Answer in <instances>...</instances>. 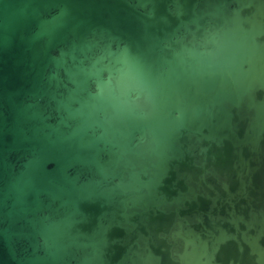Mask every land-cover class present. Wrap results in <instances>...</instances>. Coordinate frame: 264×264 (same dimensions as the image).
Wrapping results in <instances>:
<instances>
[{
  "label": "water",
  "instance_id": "95a60500",
  "mask_svg": "<svg viewBox=\"0 0 264 264\" xmlns=\"http://www.w3.org/2000/svg\"><path fill=\"white\" fill-rule=\"evenodd\" d=\"M0 264H264V0H0Z\"/></svg>",
  "mask_w": 264,
  "mask_h": 264
}]
</instances>
